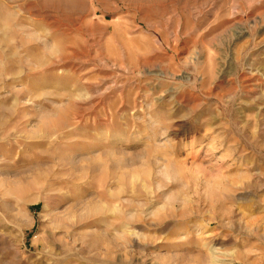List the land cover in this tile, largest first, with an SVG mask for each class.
Instances as JSON below:
<instances>
[{"label":"rangeland","instance_id":"obj_1","mask_svg":"<svg viewBox=\"0 0 264 264\" xmlns=\"http://www.w3.org/2000/svg\"><path fill=\"white\" fill-rule=\"evenodd\" d=\"M0 264H264V0H0Z\"/></svg>","mask_w":264,"mask_h":264},{"label":"bare ground","instance_id":"obj_2","mask_svg":"<svg viewBox=\"0 0 264 264\" xmlns=\"http://www.w3.org/2000/svg\"><path fill=\"white\" fill-rule=\"evenodd\" d=\"M37 176H38V175H37ZM37 176H36V177H37ZM38 177H39V176H38ZM36 179H37V178H36ZM34 181H35V180H34ZM34 181H33V182H34ZM37 181H38V180H37ZM35 182H36V181H35ZM35 182H34V183H35ZM212 259H213V258H212ZM214 259H216V257H215ZM216 260H217V259H216ZM213 262H214V260H213Z\"/></svg>","mask_w":264,"mask_h":264}]
</instances>
